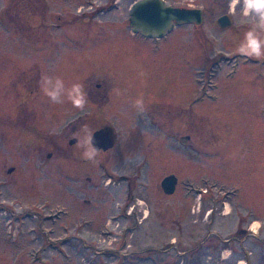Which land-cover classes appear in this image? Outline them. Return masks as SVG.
<instances>
[{
    "label": "rangeland",
    "instance_id": "rangeland-1",
    "mask_svg": "<svg viewBox=\"0 0 264 264\" xmlns=\"http://www.w3.org/2000/svg\"><path fill=\"white\" fill-rule=\"evenodd\" d=\"M43 1L0 0V264H12L14 253L7 257V252L27 251L30 244L38 248L37 243H30L27 238L34 223L25 217L27 203H34L33 211L40 210L47 218L51 214L58 218L62 212L59 204L69 205L63 210L70 216L66 214L63 219L78 224L80 231L87 229L84 235L93 244L92 249L80 254L78 264H98L99 259L100 264H118L133 258L140 246L143 249L151 244L160 264H170L173 258L179 264H202V257L209 261L207 264H264V253L258 246L254 247L256 254L245 252L243 258H235L228 249L234 239L223 242L222 255L210 259L206 252L202 256V244L213 246L211 240L215 243L218 240L214 229L231 237L239 219L247 223L253 220L251 227L259 235L258 240L264 236V58L241 65L235 78L228 77L231 67L237 64L235 60L217 62V49L224 48L228 52L222 53L233 54L227 50L235 48L231 44L237 36L232 33H246L254 21L244 18L242 7L233 6V0L230 4L226 2L229 0H171L178 5H213L209 10L214 11L210 14L213 19L228 10L234 19L225 44L220 39H224V32L212 31L216 35L211 36L214 49L207 52L202 49V65L201 53L197 51L189 57L190 71H177L182 78L189 76L193 83L200 76L197 69L202 66V99L175 98V135L170 136L165 130H119L116 145L106 152L98 151L94 161H90L83 157V148L78 143L70 145L59 137L60 124L49 112L45 116L53 119L46 127L45 136L50 141L43 143L46 152L51 151L53 156L48 158L44 154L41 158L33 147L20 146L11 139L8 121L15 99L9 87L10 79L29 63L41 64L43 68L46 65L43 74L48 75L47 66L56 62L50 44L55 34L47 30L45 41L39 16L69 10L77 0H46V7ZM105 3L106 0H95L93 5ZM83 5L81 10L88 8L86 3ZM121 10L100 15V19L116 21ZM119 37L109 42L122 43ZM189 37L192 46L205 42L199 35ZM175 52L168 57L176 59L178 54L182 61L184 51ZM246 74L252 87H238L241 76ZM214 85L218 88L214 89ZM196 87L193 83V90ZM215 91L219 93L218 99L210 96ZM18 96L22 102L27 99L22 91ZM183 136L190 137L185 144L181 140ZM59 146L64 147L63 152L70 150L74 158L64 157ZM12 165L17 170L8 174L6 170ZM75 173L80 175L79 179ZM171 173L179 182L175 194L170 196L164 193L161 180ZM68 187L84 190L85 194L74 200L66 193L69 190L63 189ZM199 187L208 191L201 209L215 212L216 221L211 225L208 221H198ZM91 194L93 205L85 206L83 199H91ZM220 202L226 205L222 214L216 209ZM59 219H47L43 224L56 225ZM138 220L148 230L143 240L136 231ZM151 226L157 229L150 231ZM171 236L175 240L172 244ZM256 236L250 237L252 243L257 241ZM82 246L86 243H80L79 247ZM98 251L106 252L108 257L97 254Z\"/></svg>",
    "mask_w": 264,
    "mask_h": 264
},
{
    "label": "flooded vegetation",
    "instance_id": "flooded-vegetation-1",
    "mask_svg": "<svg viewBox=\"0 0 264 264\" xmlns=\"http://www.w3.org/2000/svg\"><path fill=\"white\" fill-rule=\"evenodd\" d=\"M83 1L85 2L79 3L77 0L75 5L71 6L69 10L66 9L53 15L41 13L39 17L41 26L45 29V41L47 30L55 34L54 38H52V43L50 39V44H52V50L55 51L56 62L47 66V70H49L48 76L62 78L65 86L69 88L74 83L84 84L88 103L83 110L75 108L64 97H62L64 102L61 104L51 103L40 89V81L45 76L43 73L46 71V65L44 68L41 64L36 63L24 65L23 68L21 67L17 71L20 74H13L10 79L12 84L9 87L15 99L11 104L13 105L11 106L12 112L8 121L11 128L12 141L17 142L20 146L33 147V150L41 158L44 154L48 158H52L53 153L51 151L46 152L45 144L43 143V140L46 142L50 141L46 140L45 136L46 127L50 125L51 122L49 121L53 119L51 116H45L49 112L54 115L55 120L60 124L59 137L66 139L70 145L77 144L78 140L83 139L85 127L95 133L105 126H110L116 134V141L113 147L117 143V131L119 130H165L169 132L170 136H174L176 126L175 98L177 96H187L186 98L192 99L189 101L202 99V66L197 69L200 76L193 79V83L197 84L196 90H193V83L190 77L185 76L182 78L177 71L180 69L188 71L189 66H192V59L189 57L190 55H196L197 51L201 53L199 62L202 65V49L206 50V52L214 49V46H211V36L216 35L212 31L224 32V39L223 37H220V39L223 43L225 40L227 41V32L232 29L234 23L231 12L228 10V12H223L216 19H213L210 14L214 13V11L209 12L213 5L208 6L204 3L199 6L190 3L178 5L171 0H164L166 5L199 9L201 11L200 21H196L195 18L191 22L173 20V26L164 29L163 35H146L143 30L135 29L130 21L132 6L140 0H106L107 3L96 7L93 5L95 0ZM226 2L230 4V0ZM42 3L46 7V0ZM84 3L87 4L86 7L88 8L81 10V8L85 7ZM237 5L242 7V0ZM120 8L122 10L118 14V19L114 20L115 22L108 20L103 22V19H100V15L110 14ZM222 15L229 16V20L232 22L230 27L223 28L217 24L218 18ZM35 18L33 17V19ZM47 19L51 21L47 22ZM113 34L115 37L120 35L119 39L123 42L110 43L109 41H114L115 37ZM192 34L194 36L199 35V39L201 38L205 42L202 43L201 41V44L190 45L189 36ZM232 36H237L236 40L229 37V39H233V44L231 45H235V48H227V50L233 52V54L222 53V51L226 50L224 48L217 49L219 53L217 62L235 60L237 64L231 67V73L228 74V77L235 78L241 65L258 60L254 57L242 55L238 51V46L242 44L245 37L244 32L242 34L234 32ZM175 50V53L184 51V54L181 55L182 61L178 54L176 59L173 56L172 58L168 57V54ZM63 51H65L64 56H62ZM195 62H198L196 58ZM141 71L144 73L143 76L140 75ZM244 85L252 87L247 74L242 75L241 80L237 83V86L241 88H244ZM213 88L217 89L218 85H214ZM21 91L27 96V99H24L23 102L18 96ZM194 91L195 93L192 97ZM140 96H143L145 102L144 112H139L133 106V102ZM210 96L213 99H218L219 93L215 91V94ZM188 138L190 139V137ZM113 147L107 150L98 149V151L106 152ZM63 150L64 147L59 146V151L62 152L61 154L64 157L68 159L74 158V154L70 150L65 152ZM16 170L15 165H12L6 171L8 174H12ZM75 174L79 179L80 175L78 173ZM88 179L90 180V178ZM63 189L69 190V192L64 191L71 195L74 200H78L81 195L85 194L84 190L69 187ZM198 191L200 199L198 209L201 217V219L199 217L198 221H208L207 224L211 225L216 221L213 217L214 209L207 213L201 209V202L203 199L205 201L208 191L206 193V190L202 187H199ZM175 192L172 194L164 193L171 196ZM60 194L62 193L59 192ZM83 200L85 206H91L94 202V196L91 194V199L84 198ZM27 204L28 215L25 217L28 222L32 219L34 220V223L32 222L33 225H30L27 238L28 242L37 243L38 248H33L30 244L27 251L7 252V257L14 253L11 258L13 259L12 264H78L80 254L92 249L93 244L84 235L87 229H81L80 231L78 224H75L70 219H63L66 214H70L63 210L67 209L68 204H59L62 207V212L58 213V218L54 214L47 218L40 210L37 212L33 211L34 203ZM225 206L224 202H220L216 209H219L222 214ZM168 210L170 211L171 209L169 208ZM208 215H210L209 218ZM23 218L24 216L21 217V219ZM52 218L59 219L56 225L43 224L47 219L51 220ZM252 221L247 223L239 219L234 228L235 235L231 237L223 236L220 230L214 229L218 240L216 243L211 240L214 244L213 246H211L212 244H202V256H205L206 252L209 253L208 257L210 259L222 255L225 250L223 249V242L229 243L231 239H234V242L228 249L235 258H243L245 252H254L256 254L254 247L257 246L264 253V236L261 241L258 240L259 235L256 236L251 227ZM85 225L87 226L88 224ZM154 229H157V227H150V231H154ZM136 231L140 233L141 240L147 236L148 230L143 227L142 220H138ZM251 236H256L257 241L252 243L250 241ZM174 241L173 236H171L170 244ZM80 243H86V246L80 248ZM97 254L104 258L108 257L106 252L98 251ZM157 254V251L154 250V244L146 245L143 249L140 246V250L136 252L133 258L128 261L123 259L118 264H160L157 260ZM207 262L209 261L202 257V264H207ZM98 264H100V259ZM170 264H179V260L173 258Z\"/></svg>",
    "mask_w": 264,
    "mask_h": 264
},
{
    "label": "clouds",
    "instance_id": "clouds-1",
    "mask_svg": "<svg viewBox=\"0 0 264 264\" xmlns=\"http://www.w3.org/2000/svg\"><path fill=\"white\" fill-rule=\"evenodd\" d=\"M241 3V0H233V6ZM242 16L254 21V24L245 33L244 40L240 44L238 51L245 56L254 57L257 60L264 58V0H242ZM140 75L144 73L141 71ZM40 89L42 93L53 104L64 102L62 97L67 98L72 105L83 110L88 103L87 92L82 83H74L71 87H66L65 82L60 77L45 75L41 78ZM133 106L139 111H145L143 96L138 97ZM55 131V130H53ZM85 135L82 140H78V146L83 148V157L86 160L94 161L98 149L94 142V133L87 127L84 128Z\"/></svg>",
    "mask_w": 264,
    "mask_h": 264
},
{
    "label": "water",
    "instance_id": "water-1",
    "mask_svg": "<svg viewBox=\"0 0 264 264\" xmlns=\"http://www.w3.org/2000/svg\"><path fill=\"white\" fill-rule=\"evenodd\" d=\"M131 25L135 29L143 30L146 35H163L164 29L172 27V21L191 22L192 19L200 21L201 11L199 9H187L166 5L164 0H140L131 9ZM228 15L218 18L217 24L223 28L231 26ZM189 136H183L185 144ZM116 134L110 126H105L94 133V142L97 149L107 150L115 144ZM178 177L174 174L166 175L161 182L165 193L172 194L177 186Z\"/></svg>",
    "mask_w": 264,
    "mask_h": 264
}]
</instances>
